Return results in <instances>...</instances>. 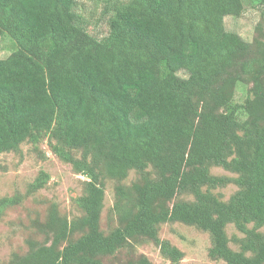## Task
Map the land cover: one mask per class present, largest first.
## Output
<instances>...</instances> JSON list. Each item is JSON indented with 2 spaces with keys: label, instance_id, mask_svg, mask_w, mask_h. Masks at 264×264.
I'll return each mask as SVG.
<instances>
[{
  "label": "trees",
  "instance_id": "trees-1",
  "mask_svg": "<svg viewBox=\"0 0 264 264\" xmlns=\"http://www.w3.org/2000/svg\"><path fill=\"white\" fill-rule=\"evenodd\" d=\"M244 1L105 0L109 31L98 39L77 0H0V37L13 45L0 58V156L47 139L86 178L75 199L81 216L49 207L44 239L8 264H105L143 239L181 264L184 253L158 236L167 223L207 233L211 260L264 264V37L248 44L224 23ZM237 84L247 88L243 103ZM107 181L116 182V224L104 232ZM46 182L38 176L26 194ZM230 182L228 200L212 193ZM20 198H1L0 218ZM230 224L243 236L229 237Z\"/></svg>",
  "mask_w": 264,
  "mask_h": 264
},
{
  "label": "rangeland",
  "instance_id": "rangeland-1",
  "mask_svg": "<svg viewBox=\"0 0 264 264\" xmlns=\"http://www.w3.org/2000/svg\"><path fill=\"white\" fill-rule=\"evenodd\" d=\"M104 1L77 0L76 6V11L84 20L87 31L98 39L106 37L109 31L107 21L110 7ZM224 23L226 30L254 45V39L260 40L264 37V6L259 7L253 0H246L241 16H228ZM12 50L11 41L6 36L0 37V58L7 57ZM237 85L234 99L238 103H243L247 88L243 84ZM20 150V153H5L0 156V199L14 195L21 197L19 205L6 210L0 218V264H8L14 254H26L30 242L44 239L39 224L45 222L49 207L55 206L59 217L66 220L78 218L82 214L75 204V199L82 195L86 178L75 173L70 164L61 162L51 152L47 139L37 146L23 143ZM210 173L230 179L236 177L234 173L219 167H212ZM44 174L47 176L44 188L34 195H27L29 185ZM136 177V173L131 171L123 184L129 185ZM115 185L116 182L107 181L104 190V206L100 220V227L104 232H108L116 224L111 214L115 201ZM236 190L235 183L230 182L226 186L213 189L212 193L226 201ZM183 198L192 199L189 195ZM226 232L229 237L243 236L231 224L226 227ZM158 236L184 253L181 264H225L208 257L210 237L193 226L167 223L161 225ZM230 246L237 249L232 243ZM139 255L147 257L151 264H170L160 254L158 247L146 239L121 249L104 262L127 264L128 261L136 260Z\"/></svg>",
  "mask_w": 264,
  "mask_h": 264
}]
</instances>
